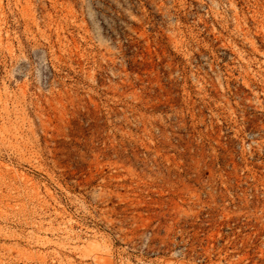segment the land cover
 <instances>
[{"label": "rangeland", "instance_id": "374dc122", "mask_svg": "<svg viewBox=\"0 0 264 264\" xmlns=\"http://www.w3.org/2000/svg\"><path fill=\"white\" fill-rule=\"evenodd\" d=\"M0 264H264V0H0Z\"/></svg>", "mask_w": 264, "mask_h": 264}]
</instances>
